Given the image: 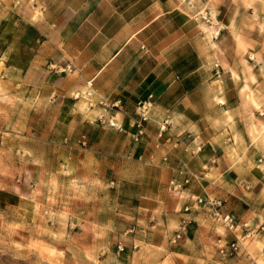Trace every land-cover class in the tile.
Masks as SVG:
<instances>
[{"label":"crops","instance_id":"crops-1","mask_svg":"<svg viewBox=\"0 0 264 264\" xmlns=\"http://www.w3.org/2000/svg\"><path fill=\"white\" fill-rule=\"evenodd\" d=\"M254 7L257 17L249 11ZM210 10L218 27L212 41L190 29ZM195 41L214 45L205 55L216 60L212 80L190 79L204 66ZM180 48L198 59L183 71L170 59ZM0 65L46 89L75 121L88 120L72 94L90 82L104 120L128 135L137 130L138 103L149 100L145 133L133 152L166 168L176 186L166 198L170 235L183 219L198 224L209 214L207 207L184 212L194 204L190 195L220 199L221 211L247 222L255 242L246 247L240 239L235 251L217 254V263H264V0H0ZM163 120L169 124L158 136ZM196 143L201 148L192 154ZM179 169L192 174L187 184ZM233 240L228 234L220 250Z\"/></svg>","mask_w":264,"mask_h":264},{"label":"rangeland","instance_id":"rangeland-1","mask_svg":"<svg viewBox=\"0 0 264 264\" xmlns=\"http://www.w3.org/2000/svg\"><path fill=\"white\" fill-rule=\"evenodd\" d=\"M209 18L198 14L190 29L212 41L214 11ZM197 46L204 66L190 79L212 80L216 60L205 55L214 45ZM171 57L180 71L198 61L188 49ZM182 57L188 61L176 60ZM254 93L247 92L251 102ZM49 96L0 65V264H219L231 233L210 212L172 242L178 230L170 235L168 170L133 152L140 141L109 125L93 99H75L88 120L75 121Z\"/></svg>","mask_w":264,"mask_h":264},{"label":"built area","instance_id":"built-area-1","mask_svg":"<svg viewBox=\"0 0 264 264\" xmlns=\"http://www.w3.org/2000/svg\"><path fill=\"white\" fill-rule=\"evenodd\" d=\"M214 35H217V33ZM67 68H70V66H67ZM93 95H94V91L92 89L91 83L89 82L88 88L86 90L78 91V92L72 94V97H73V99H78V98L82 97V98L88 100V102H92ZM118 102H119L118 100L115 101L114 103L110 104L109 107L110 108L118 107ZM99 104H100V102H99ZM150 107H151V102L149 100H144V101H141L138 103V108L140 110L137 113L138 114V120L135 122L137 130L133 134L130 135L134 141H139L140 137L145 133L144 132V122H146L148 120V111H149ZM168 124L169 123L167 120H163L159 124L158 136H161V132L166 130V126ZM109 125L117 127L116 124L112 121H109ZM118 128H119V126H118ZM178 144H179V142L175 141L173 143V147H177ZM200 148H201V145L197 144L194 146L193 149L190 150V152L193 154L195 152H198L200 150ZM166 156H167V153L163 157L164 160L166 159ZM177 172L186 174V176L183 180V184H187L189 181V177L192 176V174L188 170H182V169H179ZM171 186H172L173 190L176 189V186L173 183V181H171ZM189 198L193 200L194 204L192 206H189V205L184 206L183 207L184 212H188L191 208H197L198 209L200 207H207L210 209L209 212L214 217V219L217 222H219L220 224H222L234 236V240L232 242H230L228 249L224 250L222 248V250H220V252L231 253L237 249L238 242H239L240 238L236 235V233H237V230L240 228H242L244 230L243 236L241 237V239L253 236V231L249 227L247 222H242L241 224H239L231 214L223 213L221 211L220 208L222 205V201L220 199H212V198H209L208 196L203 197V196H198V195H190ZM189 223H190V220H188V219H183L181 221L179 230L177 231L174 240L179 239L182 236L183 232L186 231Z\"/></svg>","mask_w":264,"mask_h":264}]
</instances>
